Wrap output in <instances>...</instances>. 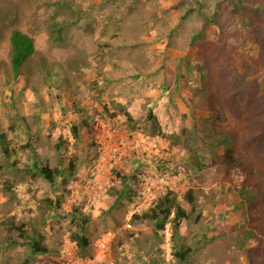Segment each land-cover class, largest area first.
I'll return each mask as SVG.
<instances>
[{
  "label": "rangeland",
  "instance_id": "rangeland-1",
  "mask_svg": "<svg viewBox=\"0 0 264 264\" xmlns=\"http://www.w3.org/2000/svg\"><path fill=\"white\" fill-rule=\"evenodd\" d=\"M201 2L202 10L198 4L192 10L191 0H0V131L11 143L29 145L21 153L30 164L54 168L73 160L76 169L66 184L60 177L29 182L22 169L0 171V264H24L28 254L27 240L7 230L9 221H32L50 251L41 258L46 264H264V42L250 38L230 7L218 13L214 0ZM61 19L57 36L53 24ZM15 29L34 45L17 76L9 43ZM103 104L117 116L101 115ZM211 130L230 134L232 152L254 171L247 179L252 201L221 175L198 176L206 183L197 193L200 216L183 222L179 237L168 225L159 234L149 223L133 226L132 214L165 187L183 206L185 192L199 189L181 176L190 155L218 151L204 141ZM163 161L165 174L155 170ZM144 167L142 183L128 184L136 193L129 203L119 177L131 179ZM149 177L165 184L152 188L143 205ZM6 180L11 190L1 186ZM61 194L63 210L90 217L83 253L60 211L37 208ZM174 247L190 248L186 261L172 255Z\"/></svg>",
  "mask_w": 264,
  "mask_h": 264
},
{
  "label": "trees",
  "instance_id": "trees-1",
  "mask_svg": "<svg viewBox=\"0 0 264 264\" xmlns=\"http://www.w3.org/2000/svg\"><path fill=\"white\" fill-rule=\"evenodd\" d=\"M191 1L192 10L195 8L194 4H198L200 10L203 9L204 3H202L201 0ZM214 2L215 9L218 13H221L222 8L230 7V15L232 14L235 18L237 16L241 18V22H243L246 32L250 34V38L255 43L260 45L262 42H264V34H261L262 30L259 31L260 29L258 21L256 20L261 19L260 17H262V15L260 13L264 14V3L257 2L256 4L253 3V5L249 2H244L243 0H214ZM56 4L60 3L57 2ZM216 11H214L212 14H215ZM58 22L59 21L53 24V26L57 29V36H60L65 26L59 25L56 27L57 24L62 22V19L59 23ZM218 24L220 30L223 32L224 27L222 26L221 22L218 21ZM258 32L261 34L260 36L258 35ZM9 43L10 63L14 75L17 76L22 66L34 53L33 40L28 35L15 29L10 32ZM102 108L101 115L106 114L109 118H115L117 116L115 107L109 108L108 105L103 104ZM120 110L122 111L121 107ZM123 115L129 118L130 121L133 120V115L124 110ZM152 118L155 120L154 126L159 128V122L156 120V117L153 116ZM71 131L75 137L78 135L76 126H73ZM211 131H209V133L207 132L208 135L204 141L205 143L207 142L210 144L212 147L216 146L218 151H214L211 155V158H206L197 154L190 155V157L192 156L191 161L189 160L190 166L184 172H182L181 176V178L195 183L199 189L189 188L185 192L183 196L185 205L183 206L176 198L173 190L165 187L164 191H160L158 197L153 199L145 210H141L132 214L130 221L133 226L137 227L143 223H149L152 226L154 233L159 234L161 231H164L168 225L171 237H179V231L182 223L190 220L193 215L195 220H197L200 216V214L197 213V193H204V189H201V187L203 188L206 183L200 184L199 182H196V178H198V176L207 179L208 177L213 176L217 178L221 175L230 184V187L239 193L241 197H243L248 202L252 201L256 195L253 192L254 187L247 183V179L250 175H252V173H254V171L244 164L240 155L235 156L234 152H232L233 139L231 138L230 134H216ZM27 146L29 145L25 144L19 146L15 143H11V141L6 139L4 131H0V149L6 162L5 168L2 166L0 167L1 173H4V169H22L29 173V182H32L35 178H42L49 184H53L59 177L62 179L63 184H66L67 178L74 174L76 169L73 160H69L66 166L61 164L60 167L54 168L49 167L48 164H40L33 160V162L30 164L29 160L23 157L21 153L27 148ZM167 164L168 162L163 161V163L156 165L155 170L165 174L167 171L165 166H167ZM145 169L146 167L138 170L137 175L131 177V179L128 177H121L120 173H117L118 176L120 175L119 179L122 180V184L124 186L121 195H125L127 202L132 203V197L136 196L135 191L130 186H128L129 182L133 181L136 183H142L140 175L142 172H146L144 171ZM8 183L10 182L7 180L3 181L1 186H5L7 190H11V187L8 185ZM63 201L64 197L61 194L60 196L53 199H46L44 202L47 205H38L37 208H40L43 211H48L50 208L55 212L60 211L63 214L62 216L72 226V232L70 234L72 241L76 244L77 250L80 253H83L89 245L88 238L85 235V226L89 222L90 217L82 213V211L78 208H73L72 211L66 212L62 209ZM27 202L30 203L31 199H27ZM6 225L7 230L11 231L12 229H15L18 232V237L20 239L27 240L26 244L28 254L24 260V264H28L30 260H34L32 264H46V262L41 258L46 256L50 251L48 247L43 244L42 236L40 233H38V231L35 230L32 221L27 223L21 222L18 225L14 224L12 221H9V223ZM30 232H32V234H30ZM239 236L243 239V233H239ZM38 237L39 239H37ZM190 252L191 250L189 247H174L172 255L178 261L182 262L186 261ZM36 257L37 259H35Z\"/></svg>",
  "mask_w": 264,
  "mask_h": 264
},
{
  "label": "built area",
  "instance_id": "built-area-1",
  "mask_svg": "<svg viewBox=\"0 0 264 264\" xmlns=\"http://www.w3.org/2000/svg\"><path fill=\"white\" fill-rule=\"evenodd\" d=\"M122 153L123 152H120L118 154V159H120L122 157ZM124 154V153H123ZM145 188L142 189V192H141V199L144 201L143 202V205L148 203L150 201V197L152 195V192H149V191H152L154 187L157 186V184H160L161 186L164 183V178L163 177H157V178H152V177H149L146 179V182H145ZM129 226V225H128ZM108 240L109 238L107 236H105L100 242H99V249L100 250H105L107 248V244H108Z\"/></svg>",
  "mask_w": 264,
  "mask_h": 264
}]
</instances>
